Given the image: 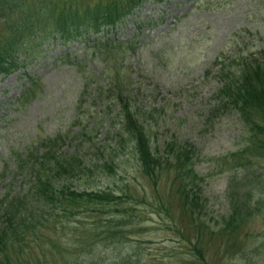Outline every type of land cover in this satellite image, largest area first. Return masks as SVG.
<instances>
[{"label":"rangeland","instance_id":"374dc122","mask_svg":"<svg viewBox=\"0 0 264 264\" xmlns=\"http://www.w3.org/2000/svg\"><path fill=\"white\" fill-rule=\"evenodd\" d=\"M0 32H4L3 25ZM88 37L69 43L52 39L26 65L7 76L0 74V199L32 184L17 176V153L45 136L62 134L68 142L60 144V152L78 154L98 165L123 162L114 173L105 171L92 181L102 188L128 186L136 198L145 196L148 202L136 205L129 216L134 225L127 235L133 243L141 242L146 260L158 263L154 258L164 257L171 249L189 250L188 237L174 230L192 227L171 192L170 180L153 187L127 143V149L109 153L115 139L114 132H108L105 108L112 101L111 85L121 84L134 108L154 113L148 122L162 150L171 141H188L196 147V167L206 177L203 197L209 201L197 218V225L205 230L207 258L205 262L195 259V263L264 264V215L246 224L226 245L220 242L219 222L230 210L226 196L230 178L245 174L244 159L239 161L235 154L250 138L240 112L214 98L223 85L216 58L233 59L240 52L264 46V0H147L114 28ZM97 41L106 42L98 52ZM30 75L39 84L22 104L18 99L30 86ZM78 120L90 131L86 139L77 135ZM254 149L250 172L259 174L264 170V148ZM157 195L165 200L169 213L155 206ZM51 214L50 223L25 240L23 254L17 257L18 249L10 248L16 264L18 260L69 264L78 257L81 264H92L95 255L107 260L126 248L119 243L111 246V240L101 244L92 233L96 221L110 215L98 218L83 212L69 219L59 208ZM5 221L0 218V224ZM95 246L101 248L100 255L92 251ZM184 256L185 262L191 257Z\"/></svg>","mask_w":264,"mask_h":264},{"label":"trees","instance_id":"16d2710c","mask_svg":"<svg viewBox=\"0 0 264 264\" xmlns=\"http://www.w3.org/2000/svg\"><path fill=\"white\" fill-rule=\"evenodd\" d=\"M146 1L0 0V25L4 26V32H0V73L16 71L26 62L23 58L38 53L52 36L59 35L67 42L114 28ZM104 43L98 41L96 52ZM111 43L115 46V42L108 44ZM215 64L219 66L218 75L223 85L215 92L214 98L240 112L250 138V143L235 154L239 161L244 159L241 164L245 174L230 178L226 193L230 210L219 222L218 235L223 237L220 242L226 245L232 236L241 233L246 224L264 215V170L259 174L250 172L254 168L250 160L254 146L264 148V46L256 51L240 52L233 59L218 56ZM30 77L32 85L18 99L22 104L39 84L36 78ZM119 86L111 85L108 95L112 101L105 108L110 125L108 132H114L112 139H115V143L109 145V153L117 154L127 149V144L133 146L136 165L153 187L159 186L164 179L170 180L171 192L174 191L179 209L193 228L174 229L181 236L188 237L189 250L171 249L164 257L154 258L158 263L146 260L141 242L136 240L137 245L127 235L133 232L134 225L129 216L133 215L136 205L148 202L145 196L144 199L136 198L128 186L121 190L102 188L92 181L105 171L114 173L123 162L105 161L98 165L78 154L60 152V144L67 143L68 136L58 134L45 136L27 151L17 153V176L32 184L17 194L6 193L0 199V218L6 219L0 224V264H16L17 259L10 256V248L18 249L17 257L23 254L25 240L39 234L41 228L50 223V217L56 218L57 215L51 213L58 208L69 219L83 212L98 218L110 215L96 221L92 233L99 236L97 241L101 244L111 240V246L119 243L126 248L107 260L95 255L92 264H196L195 259L206 261L205 230L199 228L197 218L204 214L202 208L209 197H203L202 184L206 177L197 170L196 147L188 141H171L168 149L162 150L154 141L148 122L154 113L134 108L129 95L122 90L124 87ZM103 93L101 88L99 95L103 96ZM75 122L80 123L77 135L85 139L89 137L88 127L79 120ZM157 197L155 206L169 213L165 200ZM94 248L92 251L98 254L101 248ZM186 253L191 257L185 262ZM166 257L170 260L165 261ZM79 259L69 264H81ZM17 263L23 264L19 260Z\"/></svg>","mask_w":264,"mask_h":264}]
</instances>
